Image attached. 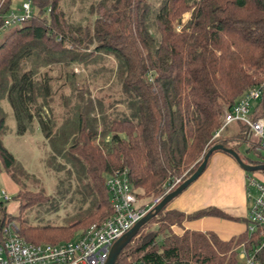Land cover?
Returning a JSON list of instances; mask_svg holds the SVG:
<instances>
[{"label":"trees","instance_id":"obj_1","mask_svg":"<svg viewBox=\"0 0 264 264\" xmlns=\"http://www.w3.org/2000/svg\"><path fill=\"white\" fill-rule=\"evenodd\" d=\"M27 1L31 17L2 29L12 0H0V32L10 30L0 42V175L19 188V215L0 201V226L15 223L27 243L71 242L109 218L110 176L125 174L138 197L154 199L189 178L213 145L238 153L247 138L243 123L214 135L249 89L261 92L249 118L264 119V0ZM8 118L18 137L38 130L45 168L64 172L55 195L72 209L63 225L21 217L33 207L46 214L54 207L51 197L25 191L21 178L29 173L3 144L12 134ZM231 125L235 132H227ZM166 208L115 264H244L242 250L264 264V249L254 253L260 232L249 231L248 218L244 233L222 241L183 224L233 221L223 212Z\"/></svg>","mask_w":264,"mask_h":264},{"label":"built area","instance_id":"obj_2","mask_svg":"<svg viewBox=\"0 0 264 264\" xmlns=\"http://www.w3.org/2000/svg\"><path fill=\"white\" fill-rule=\"evenodd\" d=\"M32 15L30 3H22L19 12L11 11L4 19L2 29L15 23H22ZM258 88L249 89L230 110L225 112L223 125L214 135L218 138L223 128L234 122L245 125L247 136L255 140L264 152V119L251 120V106L260 96ZM181 183V178L172 182L164 195ZM112 215L100 225H92L76 240L59 244H30L18 234V227L10 222L0 226V264H104L111 246L127 233L139 220L146 216L162 200L163 196L142 204L138 192L132 188L125 174H115L106 181ZM246 195L251 202L248 208L249 231L259 230L260 242L254 250L264 249V182L248 176ZM2 201H9V195L0 192ZM239 257L244 264H256L253 256L247 257L244 250Z\"/></svg>","mask_w":264,"mask_h":264},{"label":"rangeland","instance_id":"obj_3","mask_svg":"<svg viewBox=\"0 0 264 264\" xmlns=\"http://www.w3.org/2000/svg\"><path fill=\"white\" fill-rule=\"evenodd\" d=\"M25 1L27 0H12L11 10L17 12L21 7L22 3ZM153 1L156 2V0ZM75 10L76 9H73L72 13H74ZM77 18H81V15L79 13ZM187 18L188 15H185L184 19ZM9 31L7 30L4 32H0V42L4 39L5 35ZM75 71L77 72V70ZM99 93L100 92H96V94H93V96L107 97L108 95H110L108 91L100 94ZM106 101H108L107 98ZM7 125L9 126V131H11L12 134L10 133L3 138V144L14 155V157L24 165V167L29 173L28 179L24 180L23 178H21V180H23L25 184V191L31 193V195L41 193L47 198L51 197L50 202L52 203L54 208H56V204H58V202L60 205L58 211L54 210L53 208V210H49L47 214L44 213L43 208L40 209L38 207H33L32 209L24 211L21 214V217L24 219L27 218V221L34 225L46 223L51 225H63L65 218L69 216V211L72 209V204H68L67 209H65L64 205H66L67 203H64L62 200L59 201L60 197L57 199V196L55 195L57 189L56 187L59 184L58 177L64 178V172L61 171L59 174H57L56 172L52 170H47L45 168L44 163L42 162L43 139L38 130L35 131L34 135L18 137L14 134L15 123L11 118L7 119ZM229 129L230 131L228 130L227 132H235V129L232 125ZM224 134L226 136L228 135V133ZM252 149H254L255 151H253ZM238 155L244 160L245 164L256 161L264 162V152L261 151L258 143L248 136L246 138V141L240 145L238 149ZM247 175L254 176L256 179L260 180L261 182H264V173H248ZM18 190L19 188H17L16 185L11 182L5 174L0 175V192L5 191L9 195L10 200L6 203V208L7 212L12 216L19 215V201L14 200V196L17 194ZM139 199L140 203L142 204H147L151 200L143 197H139ZM0 201L2 200L0 199ZM170 203L167 205V208ZM250 205L251 202L248 200L246 195L247 216L248 208L250 207ZM38 209H40L39 212ZM71 214L72 213H70V215Z\"/></svg>","mask_w":264,"mask_h":264},{"label":"crops","instance_id":"obj_4","mask_svg":"<svg viewBox=\"0 0 264 264\" xmlns=\"http://www.w3.org/2000/svg\"><path fill=\"white\" fill-rule=\"evenodd\" d=\"M246 177L236 162L222 152H215L203 174L168 206L167 210L191 215L216 209L233 221L200 218L183 224L185 230L212 232L222 241L241 235L247 218Z\"/></svg>","mask_w":264,"mask_h":264},{"label":"water","instance_id":"obj_5","mask_svg":"<svg viewBox=\"0 0 264 264\" xmlns=\"http://www.w3.org/2000/svg\"><path fill=\"white\" fill-rule=\"evenodd\" d=\"M223 152L234 159L236 164L245 173L264 172V164L250 165L245 164L238 153L233 149L226 148L220 144L213 145L203 156L202 162L196 171L185 181L179 184L173 191L165 195L162 200L146 216L139 220L127 233L118 239L110 248L108 258L104 264H115L122 249L137 235L142 226L158 215L173 199L178 197L190 185H192L205 171L208 160L215 152Z\"/></svg>","mask_w":264,"mask_h":264}]
</instances>
